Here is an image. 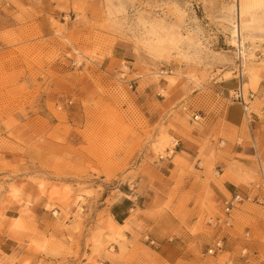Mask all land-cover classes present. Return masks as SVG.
<instances>
[{
	"label": "rangeland",
	"instance_id": "1",
	"mask_svg": "<svg viewBox=\"0 0 264 264\" xmlns=\"http://www.w3.org/2000/svg\"><path fill=\"white\" fill-rule=\"evenodd\" d=\"M241 2L246 51L239 56L229 41L236 0H0V192L7 187L17 198L34 183L56 227L68 232L29 234L19 240L25 253L0 264H154L148 247L125 234L130 223L140 226L138 209L122 226L110 222L111 211L121 221L134 193L132 170L172 155L170 130L207 108L217 86L256 91L264 0ZM20 128L44 155L22 148ZM263 179L245 171L242 181L264 195ZM239 192L250 199L231 211L229 226L209 222L222 210L200 203L191 233L220 234L209 244L200 238L193 264H264V198L243 186ZM225 233L228 244L223 238L222 251L208 254Z\"/></svg>",
	"mask_w": 264,
	"mask_h": 264
},
{
	"label": "crops",
	"instance_id": "2",
	"mask_svg": "<svg viewBox=\"0 0 264 264\" xmlns=\"http://www.w3.org/2000/svg\"><path fill=\"white\" fill-rule=\"evenodd\" d=\"M237 85L238 82H230L217 86L207 108L194 111L197 118L174 124L175 128L170 130L177 139L174 153L133 169L132 172H137L134 193L126 194L131 196L126 214L118 221L111 211L117 222L113 218L110 222L122 226L130 211L138 209L136 219L140 226L130 223L125 234L131 243L148 247L149 259L154 264H193L198 260L200 238L209 244L216 237V229L210 236L190 231L197 222L202 201L221 211L223 201L239 192L242 186L258 192L255 195L258 200L264 198L259 188L242 181L245 171L260 172L264 178V73L256 82V91L250 99L255 108L250 112L244 110L241 102L229 98V92ZM15 134H20L27 142L29 132L25 128ZM29 143L20 145L26 151L45 154L41 149L30 147ZM176 156L178 163L174 162ZM30 176L45 175L30 173ZM8 177H11L9 170ZM18 178L12 180L18 183ZM20 190L17 198L7 187L0 192V257L6 260L15 252L25 253L18 250L19 240L27 243L29 234L39 238L51 234L55 238L68 235L57 228V219L51 209L45 207L46 198L38 195L34 183H28ZM165 202H169L167 207L159 206ZM56 211L60 214L59 207ZM20 227L26 228V232L19 230ZM144 235L154 240L155 245L147 244L142 238ZM221 238L228 244L229 235L225 233ZM28 255L32 260L44 258L43 254L30 252Z\"/></svg>",
	"mask_w": 264,
	"mask_h": 264
},
{
	"label": "built area",
	"instance_id": "3",
	"mask_svg": "<svg viewBox=\"0 0 264 264\" xmlns=\"http://www.w3.org/2000/svg\"><path fill=\"white\" fill-rule=\"evenodd\" d=\"M253 96L254 93L252 91H249L248 94L245 96L242 84H239L237 88L233 90L232 99L241 102L244 105V110L248 111L249 102L250 99L253 98ZM194 118H197V115H194ZM244 199L248 200L250 199V197L247 194L243 195L240 192H234L231 196H229L223 201L222 215H216L214 217H210L209 222H214L215 224H224L226 226H229L231 211L237 206V204L242 202ZM256 200L258 199L256 198ZM147 239H149V242L151 244L155 243L154 240L148 237ZM222 249H223V238H218L207 249V253L215 254L218 251H222Z\"/></svg>",
	"mask_w": 264,
	"mask_h": 264
},
{
	"label": "bare ground",
	"instance_id": "4",
	"mask_svg": "<svg viewBox=\"0 0 264 264\" xmlns=\"http://www.w3.org/2000/svg\"><path fill=\"white\" fill-rule=\"evenodd\" d=\"M263 0H252V3H261ZM235 8V24L234 27L230 31L229 41L232 46H235L237 51L239 52V56L245 55L246 47L244 45V39L241 34V26L239 17L244 11L245 4L241 2V0H236V4H234ZM241 71V70H240ZM243 71V69H242Z\"/></svg>",
	"mask_w": 264,
	"mask_h": 264
}]
</instances>
